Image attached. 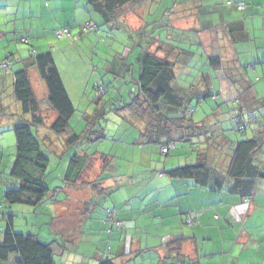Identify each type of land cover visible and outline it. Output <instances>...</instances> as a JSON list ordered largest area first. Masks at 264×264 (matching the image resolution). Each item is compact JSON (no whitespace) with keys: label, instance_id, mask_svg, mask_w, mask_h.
I'll return each mask as SVG.
<instances>
[{"label":"trees","instance_id":"obj_1","mask_svg":"<svg viewBox=\"0 0 264 264\" xmlns=\"http://www.w3.org/2000/svg\"><path fill=\"white\" fill-rule=\"evenodd\" d=\"M84 1L90 12L100 19V23L87 19L74 32L66 26L61 27L60 30H68L69 36L57 37L58 30H56L57 39L65 38L68 43H73L80 38L84 39L87 32L99 34L102 31L101 27L109 28L111 31L115 28H123L126 24L121 20L122 17L137 6L147 2L157 4L160 0ZM221 1L225 6L232 7L237 12H243L247 7L246 0ZM240 3H243V6L239 7ZM183 6L179 9L174 6L173 9L169 6L165 7L162 13L167 12L166 20H162V9L158 10V8L150 13L148 19L144 20V24L135 32L138 38L136 41L133 38L132 49L138 48L134 56L135 63L130 60V52H118L111 59L104 60L103 70L100 71L104 74H112L113 82L117 79L124 84L125 78L128 77L129 82L135 85L133 89L123 91L122 94H118L119 90L114 88L115 97L113 99L110 97L108 111H112L114 115L117 114L120 120L125 122V128L129 129V133H135L130 142V148L136 152L135 154L142 152V148L146 145L154 144L158 146L161 154L171 155L179 143L181 145L178 151L171 156L195 153L194 162L189 164L166 168L169 163L165 162L157 171V177L188 181L199 189L210 191L223 189L228 193L249 199L255 193L257 180L264 178L260 164L264 156V95L260 97L262 91L260 87L263 85L260 87L259 83L256 85V82L264 78V73L256 74L258 66L264 70V59L254 60L246 66L239 59H226L222 54L213 53V51L207 53L199 34L204 31L213 32L215 40L222 42L223 35L220 29L223 27L227 29V25L220 19L210 17L212 10L208 7H206L207 11L204 10L202 3L183 4ZM192 11L196 17L200 18V26L177 27L173 23L174 19L177 21L188 19ZM208 16L209 18H206ZM85 22H93L96 30L82 32L81 29ZM78 32L81 34L73 38V35ZM186 32L193 34L194 38L180 37L179 33L186 34ZM19 41L31 45V49H28L29 55L22 57L8 52L0 60V63L6 62V67L0 68V77L8 71L12 88V93H10V90L6 89L8 86L5 83L1 85L2 81H0V88L4 90H0V134L11 129L15 139L13 160L11 162L8 160L7 165L3 167L0 163V221L7 216L5 225L3 227L0 225V264H55L56 257L65 253V249L60 245L61 241L56 237L42 241L36 233L16 232L13 222V218L16 217L14 211L5 213L1 209L6 204L15 203L36 208L50 200L58 189H62V185L58 187L56 184H50L51 179H58L64 184L63 187L77 184L78 187L89 188L93 191L101 187L107 178L108 171L121 177L125 176L123 173L125 170L114 167L113 157L110 154L98 151L89 152L87 147L90 142L108 138L102 125H99L97 129L88 128L91 118L94 119V123L98 119L106 120V117L102 116L106 114L103 107L99 108L98 112L97 106L90 118L87 114L84 115L89 121L84 130L76 132L72 129L69 120L76 108L70 97L71 94L64 86L53 51L39 53L32 46L30 36H22ZM240 42L235 43L238 45ZM190 43L202 47V52L195 53L194 50H189L186 45H191ZM193 59H203L201 65L206 67L202 74L209 69L213 72L222 71L235 89L236 95L217 103L219 99L217 93L207 88L205 90L201 84L198 86L199 82L194 85L195 88L192 83H188L187 91L183 78L189 77L190 73L183 67L189 63V60L194 61ZM16 65L21 66L14 69ZM32 66L46 87L47 101L44 106L41 105L31 84L29 69ZM250 71L255 73L254 78H251ZM89 73L90 83H96L93 87L97 93L107 94L105 84L102 83L104 74L101 75L102 82H100L99 79L97 80L99 75L94 77L93 69ZM185 83L187 85V82ZM207 97H211V100L216 102L215 106H210L203 118L195 120V106L192 102L196 101L202 106V101ZM9 98L10 101L15 99L20 104L21 113L11 111L7 102ZM261 110L263 112H259ZM4 120L9 123L5 124ZM225 121H233L234 131L240 133L242 137L233 139L229 136V138L226 130L230 129L223 126ZM252 125L255 127L251 128ZM43 127L53 135L52 145L61 143L60 152H58L60 149L54 151L45 144L46 138H41L42 130L39 129ZM248 129H251V134L245 136ZM82 145L87 146L84 148ZM1 151L2 146H0V161L2 162L4 155ZM52 151L57 158L67 157L63 171L58 169L63 161L60 159L57 162L58 166L52 167L51 170L48 169L49 156ZM133 151L130 152L133 153ZM147 154L150 156L149 151ZM91 159L94 160L97 177L94 180H87L84 174L88 176L86 172ZM147 160L150 159L147 158ZM53 174L58 175L51 176ZM103 194L105 198L106 194ZM94 202L97 203L89 197L88 201L83 203L82 211L89 213L85 212L86 218L81 225L86 223L88 225L86 228L90 229L93 221L97 220L100 223L105 222L106 225L110 222V226L121 229L123 222L118 218L116 208L113 206L98 209ZM89 206L90 209H86ZM96 208L98 211L104 209L101 214L103 216L98 218L91 214L95 213L94 211L97 212ZM190 217H194L192 224L187 220ZM198 220L199 211H189L184 215L186 225H193ZM168 240L163 243L166 255L159 261L160 264H195L192 259L183 254L182 245L186 242V237L178 234ZM107 250L110 252L109 247ZM119 255L116 253L96 255L95 257H98L96 264H127L130 261L124 257L125 253Z\"/></svg>","mask_w":264,"mask_h":264},{"label":"crops","instance_id":"obj_2","mask_svg":"<svg viewBox=\"0 0 264 264\" xmlns=\"http://www.w3.org/2000/svg\"><path fill=\"white\" fill-rule=\"evenodd\" d=\"M73 1H75V4H73L71 0V8H69L66 13H61L65 18V22L56 23L53 28H50L51 33H53L52 35H55L56 30H60L61 27L65 26L74 32L78 29L81 23L87 19H93L100 23V19L90 12L88 6H85L84 0ZM246 1L247 7L243 12H237L234 8L225 6L221 0L220 3H216V0H181L177 2L174 1L173 6L174 8L176 7V9H179L184 7L183 4L202 3L204 4V10H206L207 6L212 5V7H208V9L213 10V8H215V11L218 10L221 12L220 21L227 25V29L224 27L220 29L223 35L222 42L215 40L213 32L204 31L200 33L199 38L203 43V47L205 46L207 53L213 51V53L222 54L226 59H239L240 62L246 59V53H248L250 59L248 63H250L254 62V60L259 61L264 59V0ZM160 2H162V0ZM155 5V3L147 2L144 5L137 6L127 15L122 17L121 20L124 21L126 26H123V28L119 27L120 32H122V34L125 33L130 40L134 38L135 32L144 24V20L149 18L150 13L155 11L156 8H158V10L161 9V7ZM201 9H203V7H201ZM227 11L236 18L231 19L230 16H228ZM191 14V17L188 19L178 20L179 22L184 21V23H182L183 26L176 24L178 21L172 17V19H174L173 23L177 27L200 26V18L198 16L196 17L193 11ZM189 20L195 25H189L187 22ZM62 23H64V25L60 26ZM102 28L103 27H101V29ZM85 38H87L85 44H93L92 37L86 36ZM238 41L241 42L236 45L235 42ZM73 45H70L67 39L61 38L60 49L64 50L63 48ZM52 47H54L55 50L58 49L56 46ZM210 47H214L215 49H211ZM46 51H49V48H41L38 52ZM124 52H126V49H124ZM54 54L56 55L57 52L54 51L53 55ZM190 63L189 60V63L183 67V69H187V72L190 73L189 77L194 74L196 81L203 78L204 83H207L208 85L207 89L212 86V79L216 78L220 82H225L226 86L234 91L233 93H230V96L227 98H225L224 94L223 96L225 100L233 98V96L236 95L235 89L222 71L216 70L215 72H212V70L209 69L202 75L195 74ZM20 66L21 65H16L14 69L19 68ZM56 66L59 70L64 86L70 93L65 84L62 71L57 64ZM31 70L36 72V69L33 66L30 67V71ZM210 72L213 74V77ZM262 73H264V70L258 66L256 74L262 75ZM9 74L10 73L6 71L3 77H0V81H2L1 85L5 83V85L8 86L6 89L10 90V93H12V88L10 87L11 76ZM249 74L252 76L251 78H254L253 76H255V73L250 71ZM38 78V90L42 93L46 102V87L44 83H42L39 75ZM90 82L91 80H88L87 84ZM31 84L35 92L32 80ZM0 90H3V88H0ZM11 103L14 104L15 111L21 113L20 104L15 99L12 100ZM3 122L5 124L6 122L9 123L7 120H4ZM39 129L42 131L44 130V134H41L43 135L41 138H46V140L44 139L45 144L50 146L54 151L60 149L58 151L60 152L62 149L61 143H58L55 146L52 145L51 140L53 135L50 132L48 133V130L45 127ZM143 153L144 150L142 149V152L136 154L140 163L142 161L139 156ZM147 158L150 159V156L146 153V160ZM262 158L263 161H260V164L263 162L261 164V169L264 172V156ZM171 160L172 159H170L168 163L172 162L173 164L175 160ZM127 173L128 175L124 176L126 180L132 182L136 181V176L129 174L131 173L130 170H128ZM106 176V180H104L101 187L96 191L101 196L104 195L103 193L107 196L113 192L115 196L121 197L120 199H117L118 204H116L121 207L118 215L119 219L122 220L123 223L125 220H134L132 224L134 225L135 230L130 232V234H127V237L123 241L117 232L109 233L110 237L108 239V243L111 244L108 247L110 251H112V254L116 253L122 255L125 253L126 256L124 257L131 261L127 262V264H153V261H161L166 255V249L163 243L178 234L187 238L186 242L182 245V251L183 254L192 259L195 264H264V178L257 180L254 195L249 199H245L236 194L228 193L223 189L219 191H210L208 189L194 187L192 183L188 181L168 179L167 177H156V179L150 184L152 187L151 189L154 191L153 195H150L147 200L140 198L139 201H137L133 199V196L126 197L118 191L122 186H125L123 182L120 181L121 179L118 177L119 175L108 171ZM96 177L97 173H95L93 179ZM144 179H147V177L142 176V180ZM115 181L118 182L115 183ZM85 189L87 188L78 187L77 184L66 186L60 189L64 192L63 198H56L55 194L50 200H47L36 208H32L31 206L25 207V209H28L24 210V212L34 215L36 224L40 223L38 220L40 214L42 215L41 218L43 221L45 219L46 224L50 223L49 230L41 229L38 233H35L41 238L43 237L41 233L46 231L47 233L45 235L47 238L53 236L56 238L60 237L62 242H65V240L71 242L72 248L77 246L84 237V233H81V229H83L80 228L81 224L72 228L63 229V227L59 228L55 226L54 223L58 217L70 210L72 205L78 201H82L80 199L81 196L76 193L86 191ZM140 197L142 196L140 195ZM88 199L86 201H88ZM42 208L45 210H42ZM77 208H79V206ZM47 210H49V213L44 217V211ZM73 210L76 211L79 209L73 207ZM13 211L16 215V217L13 218L15 227L18 212H16L17 210ZM189 211H199V220L193 225H186L184 223V215ZM82 212L84 214H82ZM85 212L87 213L88 211L81 210L77 220L79 219L80 221L82 218L81 221L84 222L86 218ZM97 216L98 218L101 217V213L97 212ZM32 222L33 221H29L28 219L26 220L25 225L27 232H30L32 226H34ZM97 224H99L100 228H105L102 223L97 222L93 228L90 227L89 229L96 234H98L95 230ZM184 225L186 227H182ZM65 230H68L67 234L65 233ZM75 237L78 238L77 242H73ZM93 237L91 236V239H93ZM75 253L76 252L74 251L69 252V254ZM147 254L148 256L143 259L137 258ZM64 255L65 253L62 256ZM127 256H129V258H127ZM130 256H132V258H130ZM82 259H85L84 256ZM63 260L65 261L66 258H63ZM68 264H70V262Z\"/></svg>","mask_w":264,"mask_h":264},{"label":"rangeland","instance_id":"obj_3","mask_svg":"<svg viewBox=\"0 0 264 264\" xmlns=\"http://www.w3.org/2000/svg\"><path fill=\"white\" fill-rule=\"evenodd\" d=\"M161 1V0H160ZM158 2L156 5L161 7V13L164 12V8L169 6L170 9H173L174 1H181V0H162V2ZM206 1V0H204ZM73 4H75V1H73ZM216 3H220V0H216ZM167 4V5H166ZM155 5V6H156ZM204 5V4H203ZM210 8V6H207ZM71 8V0H0V60L6 56L8 52H11L15 54L16 56H28V49H31V45H27L24 43H21L19 39L22 36H30L32 38V46L35 47L36 50L40 51L41 48L47 49L49 48V51H53L52 53L57 52V54H54V60L55 63L59 66L60 70L62 71V74L64 75V81L66 86L68 87L72 102L76 108L75 113L71 116L69 120V124L76 132H81L84 130L88 124L87 118L84 117L85 114L90 118L92 117L91 114L95 111V109L98 106V112L103 107V111L106 112L102 116L106 117V120H97L94 123V119L91 118V121L88 124V128L90 129H97L99 125H102L105 128V134H107L108 138L101 139L99 141L90 142V144L82 145V147L85 148V146L88 147L89 152L91 151H98L103 153H108L113 157L112 164H114V167L121 168L122 170H125V176L128 175L127 171L130 170L133 176H136V181H129L126 180L124 176L120 177V181L123 182L125 186H122L119 192L121 194L125 195L126 197L133 196L134 200L139 201L140 198H143L145 200L149 199L150 195H153V190L151 189V183L154 179H156V174L159 169L162 168V164H165V162L169 161L170 159H174L175 161L169 163V166L174 165H182V164H189L194 162L195 159V153L191 154L193 152H190L189 154H182L178 156H171L174 152H177L179 149V145L177 144V149L173 150L171 155H163L160 153L159 148L157 145L151 144L146 145V147L142 148L144 149V153L139 156L141 158V163L138 161V157L135 154L133 150L130 148V142H132V138L135 136L134 132L129 133V129L125 128V122H122L120 120V117L117 114H113L112 111H108L109 106V100L110 97L112 99L115 97L114 94V88H116L118 94H122V92H126L128 89H133L135 85L129 82L128 77L125 78L124 84L119 82L117 79L113 82V75L110 73H105L100 71L103 70V60H109L113 56H116L118 52H130V60L135 63L134 56L138 52V48H135L136 50L132 49L133 44V38L130 40L128 36L122 32H120L119 28H115L111 31L109 28L103 27L101 32L99 34H96L94 32H87L86 36L92 37V45L85 44L87 42V38H84L81 40L78 39L74 41L73 43L69 42L70 45L67 48H63L64 50L60 49V41L61 39H57L55 35H52L51 29L56 23L65 22V18L61 15V13H66V11ZM162 20H166L168 18L167 12L162 13ZM210 17H213L215 19H220L221 12L215 11V8H213L212 13H210ZM228 16H230L231 19L236 18L233 16L229 11H227ZM206 18H209L206 17ZM214 20V19H213ZM189 25H192L193 22L191 20L187 21ZM184 21H178L179 26L182 25ZM64 23H62L60 26H63ZM183 26V25H182ZM185 26V25H184ZM187 26V25H186ZM52 35V36H51ZM180 37H187L186 39L194 38L193 34L190 32H186V34L179 33ZM184 35V36H182ZM58 37V36H57ZM63 37V36H62ZM138 38L137 35H135L134 40ZM40 43V44H38ZM191 45L188 46L189 50H194L195 53H198L199 51L202 52V47H200L197 44L190 43ZM58 49H54V47ZM138 46V45H137ZM126 47V48H124ZM140 47V46H139ZM124 49H126V52H124ZM190 63L192 66V69L194 70L195 74H202L203 70L206 66H202L203 59H193ZM244 64L247 66V63L250 61L249 54L246 53V59L243 60ZM242 61V63H243ZM137 66V65H135ZM94 70V77H97V80H101V75L104 74L103 80L105 85V89H107V94L102 95V93L98 94L96 89L93 87L96 85V83H89L87 84V81L90 78V70ZM250 69V68H249ZM30 70V69H29ZM206 72V71H205ZM213 72V71H212ZM210 74L213 77V74L210 72ZM211 77V78H212ZM30 79L32 80V83L35 88L36 95L38 99L41 102V105L44 106L45 99L42 96V93L39 92L37 81H38V74L34 70L30 71ZM37 79V80H36ZM264 78L256 82V85L262 86L260 87L262 91L260 92V97L264 95ZM109 81H112V83H108ZM184 86H187L188 91V83L194 85L199 82L198 86H202L205 90L208 88L207 83H204V79L202 78L199 81L195 80V75L192 74L191 77H187L186 79L183 78ZM187 82V85L186 83ZM43 83V82H42ZM43 85V84H42ZM192 88V89H193ZM209 90H212V92H216L218 96L217 103H220L224 100V94L225 98L229 97L230 93H233L234 91L232 89H229V87L226 86V83L223 81H219L218 79H212V86L209 88ZM124 95V94H123ZM107 101H106V100ZM8 105L12 112L16 113L15 106L13 103H11L10 98L7 100ZM112 102V101H111ZM201 104L196 103V101H193L192 104L195 106V112H194V119L198 120L204 117L205 113H207V110L211 107H214L216 102L211 100V97H207L202 101ZM112 106V105H111ZM263 109V108H262ZM259 112H263L262 110ZM264 116V113H263ZM223 120V119H221ZM94 123V124H93ZM224 128L230 129L226 130V134L228 137L230 136L233 139H239L242 137L240 133L234 131L235 124L233 121H225L223 123ZM256 126V124H255ZM252 125L251 128L255 127ZM42 134H44V130L42 131ZM251 134V129H248L246 131V135L248 136ZM94 135V134H93ZM3 136V138L1 137ZM229 137V138H230ZM2 138V139H1ZM60 139V138H58ZM187 144V143H186ZM183 144V145H186ZM0 146H2L1 154L4 155V161H0L1 166H6L8 160L11 162L13 160V152L15 151V139H14V133L13 130H5L2 134H0ZM264 149V148H263ZM189 150V149H188ZM130 151H133L130 152ZM147 151L150 152V160H146V153ZM264 152V151H263ZM70 154V153H69ZM68 156V154H67ZM66 158H57L55 157V153L52 151V153L49 156L50 164L48 169L51 170L52 167L58 166L57 162L60 160H63L61 164L59 165V170L63 171V166H65ZM171 160V161H172ZM263 161V158L261 159ZM263 162H261L262 164ZM94 160L91 159L88 164V170L86 173H88V176L86 174L85 177L88 179H93L94 175L96 173V168L94 165ZM142 170V171H141ZM121 173V174H123ZM57 176L58 174H53L51 176ZM5 176V175H2ZM142 176H146L147 179L142 180ZM51 179V177H50ZM151 179V180H150ZM94 180V179H93ZM117 180V179H116ZM118 181H115V183ZM50 184H56L58 187L61 186L63 188L64 184H62L61 181L58 179H51ZM110 189V188H109ZM57 190V189H56ZM84 190V189H82ZM86 191L77 192L76 194L81 196L82 201H78L72 207L70 210H68L66 213L62 214L60 217H58L55 221V226L63 229L66 228H72L75 226H78L82 224L81 220L82 218L77 220L79 217V212L83 208V203L90 197L93 201L96 200L97 208L100 207L103 208H116L119 212L121 210V207L117 206L118 204L117 199H120L121 197L115 196V194L112 192L111 194L107 195L106 198L99 195L96 191L97 189H85ZM106 192V191H104ZM63 191L60 189L56 192V198H63ZM140 195L142 197H140ZM76 199V198H75ZM74 199V200H75ZM79 206V208H77ZM25 207H28L26 204H6L4 205V208L1 209L5 213H13L12 210H17L18 212L16 223H15V231L16 232H27L26 231V225L25 222L28 219L29 221H33L32 224V231L30 232H39L42 230H49L50 229V223L46 224V221L41 218V214L39 215V224H36V220L34 215H31V213H26L24 210L28 209ZM44 207V206H42ZM73 207L79 210H73ZM96 208V209H97ZM86 209H90V206ZM97 212L103 213L104 209H100V211ZM42 210H45L42 208ZM76 213H75V212ZM94 215L97 216V212L94 211ZM44 217L47 213H49V210L44 211ZM78 215V216H77ZM103 216V215H101ZM98 217V216H97ZM6 217L1 219L0 225L3 227L6 223ZM60 218V219H59ZM119 218V216H118ZM77 221V222H75ZM134 220H125L122 224L121 229L110 226V222L108 225L102 223V225L105 227L104 229L100 228L99 224H97V227L95 230L98 234H96L94 231L89 230V227L86 228L88 225L84 223L83 225H80V228H86L85 230L81 229V233H84L83 240L77 245L74 246V248L71 247V242H68L65 240V242H62L60 237H57L56 239H59L60 245L63 249H65V255L64 256H57L55 260V264H96L97 263V256L102 255H108L109 253H112V251H108L107 247L111 244L108 243V239L110 237L109 233H116L122 238V241L127 237V234H130L133 230H135L134 225L132 224ZM97 223V220L93 221L91 228L94 227V225ZM182 227H186L185 225ZM68 230H65V233L67 234ZM47 232L43 231L40 239L42 241H47L50 238H47L45 235ZM64 233V234H65ZM80 234V233H79ZM92 234V235H91ZM95 234V235H93ZM83 235V234H82ZM1 236V233H0ZM53 236V235H52ZM91 236L93 239H91ZM54 237V236H53ZM171 239V238H170ZM169 239V240H170ZM58 240V241H59ZM78 238H74L73 242H77ZM168 240V241H169ZM75 244V243H74ZM70 251L76 252L75 254H69ZM70 255V256H69ZM84 256V260L82 257ZM147 255L139 256L140 258H145ZM62 257V258H61ZM63 258H66L64 261ZM131 262V261H130ZM153 264H160L159 261H153Z\"/></svg>","mask_w":264,"mask_h":264},{"label":"built area","instance_id":"obj_4","mask_svg":"<svg viewBox=\"0 0 264 264\" xmlns=\"http://www.w3.org/2000/svg\"><path fill=\"white\" fill-rule=\"evenodd\" d=\"M241 6H243V3H240V4H239V7H241ZM94 30H96V26H95V24H94L93 22H85L84 25L82 26V29H81L82 32H85V31H94ZM79 34H81V33L78 32L77 34L73 35V38L78 37ZM62 35H67V36H69V32H68V30H66V29H61V30H58V31H57V36H58V37H60V36H62ZM5 63H6V62H5ZM5 63H4V62H3V63H0V68H3V69H4V68L6 67V64H5ZM187 220H188V222H189L190 224H192L193 221H194V217H190V218H188Z\"/></svg>","mask_w":264,"mask_h":264}]
</instances>
